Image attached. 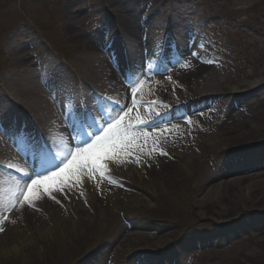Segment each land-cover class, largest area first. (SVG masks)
I'll list each match as a JSON object with an SVG mask.
<instances>
[{"label":"rangeland","instance_id":"1","mask_svg":"<svg viewBox=\"0 0 264 264\" xmlns=\"http://www.w3.org/2000/svg\"><path fill=\"white\" fill-rule=\"evenodd\" d=\"M131 5L139 6L143 22L154 23L173 8L170 19L184 31L168 32L178 35V45L168 50L158 45L162 33L152 38L159 62L150 74L162 89L157 101L145 105L150 122L136 132L130 151L118 156L126 164L122 173L110 169L104 180L92 174L107 185L108 197L92 202L80 179L67 199L59 193L49 199L41 190L33 207L18 202L14 221L23 238L2 230L0 264H264V133L260 138L244 131L241 137L220 136L224 127L249 121L264 128V0H0V90L7 75L40 71L49 62L65 74V93L71 94L93 74L100 75L104 65L112 67L110 76L122 84L124 69L135 67L141 80L149 77L134 56L128 64L114 56L97 61L93 57L101 50L95 44L81 48L74 42L103 34L96 45L113 52L119 31L139 39L141 32L128 19ZM185 62L215 73L218 85L210 86L212 93L192 94L203 84L199 76L195 85L186 80ZM97 80L100 84L101 78ZM253 83L258 89L244 98L243 90L227 92ZM89 92L95 106L100 102L101 120L123 116L110 100L104 106L94 90ZM65 100L76 101L74 96ZM233 104L230 116L226 111ZM79 110L64 128L77 126ZM213 139L221 140L222 147L210 145ZM41 147L50 153V168L56 148ZM132 163L145 171L142 189ZM203 178L221 182L223 188L196 201V184ZM253 184L256 191L246 198ZM17 191L11 183L0 185L1 200L8 203ZM2 213L5 218L4 209ZM157 241L162 244L151 249Z\"/></svg>","mask_w":264,"mask_h":264},{"label":"bare ground","instance_id":"2","mask_svg":"<svg viewBox=\"0 0 264 264\" xmlns=\"http://www.w3.org/2000/svg\"><path fill=\"white\" fill-rule=\"evenodd\" d=\"M127 12L130 24L133 25L134 29L140 31L142 36H140L139 39H135V37L131 35L127 37L122 31H119L113 38V54L117 60H120L121 64H128L132 56H134L137 61L144 64L146 72L149 73V77H145L144 80H141L142 78L138 76L139 71L134 67L123 70L122 78L125 83L122 84L116 81L114 77L110 76L112 67L104 65L101 68L100 75L93 74L90 81L82 82V85L77 87L76 92L69 94L65 93V74L53 67L50 62L40 71H30L21 75H7L5 77L4 89H2V91L0 90V185L11 183L15 185L16 190H19V188L16 187L17 185L26 186L24 184L26 177L22 175V173H27L35 179L39 177L33 175L34 170L43 172L48 169L47 164L51 161L49 152L47 148L43 147L42 152L47 161H40L37 157V145L41 146V143L52 145V147L56 148L57 155L69 146L67 143L69 140L73 142L72 146L74 147L75 142L77 143L79 141L78 137L81 132L78 129L72 128L73 134H71L62 124L74 118L77 108H82L83 116L86 117L84 133H91L95 131L97 127L102 126V115L100 114L101 109L99 107L100 102H97L96 106L94 105V96L90 95V90H94V94H98L104 106L105 103L110 100L117 105L120 110L123 108V121L125 123L134 126L138 123H140V125H147L150 122V115L145 105L157 101L159 90L162 89L161 84L157 86L155 83L158 78L150 74L152 70L156 69L157 62H159L156 51L152 47V38L155 34L162 33L163 36H161L160 40H163L165 38V33L174 32L179 29L180 32L184 31L180 25H177L175 21L172 20V18L170 19V15L175 13V9L173 8L170 10L169 15L167 14L165 16L163 21H160L158 18V21L155 23L149 21V19L143 22L139 18L138 15L140 12L138 5H131ZM125 29L126 27L123 30ZM188 31L191 37L196 35L193 29L190 28ZM175 36L177 37L178 35L175 34L174 37ZM103 38V34L95 36L88 35L76 39L74 42L83 48L92 44H98V42L103 41ZM90 51L93 52L94 48H91ZM184 52L185 49L180 50V53ZM106 58L107 54L105 53H96L94 57L95 60H105ZM187 64L189 65L191 63L185 62L184 69L188 68L189 70L182 72V75L194 85L197 83L196 77L199 76V83L203 84L201 88L196 89L195 92L192 91V94L204 96L212 93L210 86L215 84L218 85L215 73L211 69L200 68V66L196 64L185 67ZM98 77L101 78L100 84H97L99 81L97 80ZM133 84L136 86V94L133 96L135 105L131 104L133 92H130V89ZM109 85H111V88L108 90L107 86ZM257 89L258 84L253 83L246 87L239 85L236 87V90L227 92L234 95L238 93L237 90H243L244 93L242 97L244 98ZM171 91L172 90H170L169 93H171ZM73 95L76 97V101L72 102L65 100L68 96ZM126 100H128V102ZM90 105L93 106L91 110L89 109ZM235 108L236 105L233 104L226 113L231 116ZM129 109H131V111H129ZM114 114H116V112H113L111 115ZM134 114L137 118L134 117ZM235 116H237V114L232 115V118ZM93 119H95L96 122L95 126H93L92 123ZM76 127L77 126H75V128ZM90 127L93 128L91 131L89 130ZM224 130L226 132L223 133V131H221L220 135L221 138L224 139L241 137V132L243 131V134H248L256 138H260L264 133L263 126L254 121H249L245 125L236 126L232 129L224 127ZM57 140H59V143H54ZM209 143L216 148L222 147L220 146L221 140L219 139H213ZM177 158L179 159V157ZM117 159L120 163L116 165L110 164V169L114 170L116 173H122L126 165L125 161H122L123 158L121 157ZM187 161H190V158H188ZM139 167L133 163L130 165V169L136 174L137 180L139 181L138 187L141 188L140 183H142L145 171ZM178 167L185 170V166L181 162ZM80 179L88 189L92 202L96 201L95 199L97 196L108 197L105 191L107 185L98 178L92 175V179H89L88 175L85 174ZM196 185L198 195L196 201L198 199H208L211 195L213 197L223 188V183H211L207 178L201 179ZM256 186L257 184H253L251 188L248 187L246 189V198L250 197L252 192L256 191ZM18 202H20V200L15 194L9 198L8 203H4L0 197V221H3V223H0V228H2L3 231H15L23 238L21 231L18 230L14 221L15 215L20 211L19 208H16ZM5 207L8 209L7 217H9L6 221L2 213ZM2 234L3 232L0 231V236H2ZM161 244L162 243L159 241L154 242L150 245V248L154 250ZM14 250L16 251L17 248H14Z\"/></svg>","mask_w":264,"mask_h":264},{"label":"snow or ice","instance_id":"3","mask_svg":"<svg viewBox=\"0 0 264 264\" xmlns=\"http://www.w3.org/2000/svg\"><path fill=\"white\" fill-rule=\"evenodd\" d=\"M195 55L193 53V56ZM131 87L132 92L135 93V84ZM133 105H135L134 100ZM121 111H123V108ZM123 120V116L102 119L101 124H107L108 126L97 127L91 133L85 132L83 140L75 145V148L72 146L73 142L69 140L67 142L69 146L60 152L59 155L53 157L54 163L52 167L43 172L33 171V175L39 178L34 179L27 173H22L26 177L24 181L26 187L17 185L16 187L19 188V191L15 193L20 203L29 208L33 207V200L39 197L41 190L49 199H54L53 193H59L67 199L74 191L73 184L79 182L80 178L85 174L88 175L89 179H92V174L99 173L100 179L104 180L110 171L109 165L120 163L117 159L118 156L121 153L130 151L133 137L138 130H142V125L135 127L125 126ZM92 123L93 126L96 125L95 119H93ZM101 132L103 135H101ZM143 135L146 137L148 133H143ZM37 148H39L38 145ZM160 155H166V153L160 152ZM128 162L131 163L132 159L130 158ZM108 182L110 184L116 183L110 178ZM79 195L82 196L83 192L81 191ZM55 202L60 203L59 200H55ZM7 210V207H5V221L8 218ZM0 223H3V221H0ZM2 230L0 228V231Z\"/></svg>","mask_w":264,"mask_h":264}]
</instances>
